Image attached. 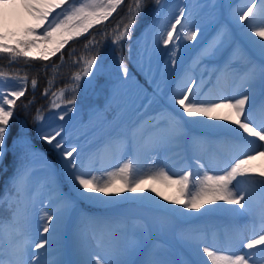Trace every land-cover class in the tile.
<instances>
[{"label": "snow or ice", "instance_id": "snow-or-ice-1", "mask_svg": "<svg viewBox=\"0 0 264 264\" xmlns=\"http://www.w3.org/2000/svg\"><path fill=\"white\" fill-rule=\"evenodd\" d=\"M149 5L156 6L152 22L137 35V27ZM9 7L25 9L35 22L20 32H9L5 30L7 13L0 11V53L13 61L38 59L44 62L45 71L51 64L55 73L57 66L50 57L59 56L63 61V50L82 37H88L85 46L95 40L93 47L97 51L86 61L83 75H75L77 86L72 98L63 105L64 111H59L62 106L56 102L64 92L52 91L54 80H47L41 96L48 101V111H55L58 121L64 123L45 130L44 109L37 107L33 116L35 137L27 124L20 122L16 136L11 143L8 140L17 102L27 92V77L21 78L25 83L19 88L0 91V164L10 152L14 158L6 193H14L17 205L24 204V231L18 232L20 239L15 244L4 245L0 240V264H250V261L256 264L253 257L257 250L264 254V214L260 217L259 232H254L246 242L241 241L247 249L244 254L225 255L190 233L199 231L191 222L201 215L212 212L252 215L257 191L264 204V168L258 169L252 163L264 157V0H242L235 7L226 6L221 0H184L174 21L167 24L162 19L166 7L162 0H128L127 4L125 0H0V10ZM234 27L239 29L240 40L234 35ZM93 29L105 39L96 40ZM109 31L112 36L107 35ZM207 33L211 34L165 95L167 70L178 65L180 42H195L198 36ZM109 41L120 54L117 57L120 75L101 85L108 90L107 98L103 106L89 110V120L81 127L86 131L101 129L109 138L122 142L127 150L124 162L114 166V170H101L84 163L87 145L74 137L72 120L79 112L77 95L94 87L104 71L101 50ZM161 47L168 56L162 69L156 63ZM36 52L38 57L34 56ZM73 54L70 49L69 55ZM129 63L134 71H130ZM195 68L200 71L199 82ZM217 73L229 74L238 81L239 94L212 101L203 99L200 89L205 75L210 79ZM37 83L36 79L31 80L33 91ZM257 93L261 96L259 104ZM133 94L135 99L143 98L139 107H135ZM159 100L168 108L147 115L155 137L148 142L141 131L144 120L126 117L129 111L144 117ZM34 104L33 96L21 107L28 111ZM257 112L261 113L260 118L256 117ZM100 113L104 119L96 122ZM185 124L202 127L217 141L232 145L234 155L222 174L203 172L198 187L190 179L194 175L191 170L175 178L163 169L153 175L138 176L141 157L155 164L159 153L178 146ZM169 126L174 131H169ZM37 140L50 146L57 162L38 147ZM196 165V175H200L204 165L199 159ZM150 181L175 185L177 195L169 197L154 186L145 188ZM82 203L98 211H84ZM124 205L134 207L125 209ZM136 210H142L144 215H133ZM17 215L18 209H13L10 222L4 223L0 218V235L13 231ZM37 224L39 242L32 245L28 237ZM252 227L255 229V222ZM69 228L75 257L71 260L66 258L64 246ZM169 234L199 260H178V249L165 239ZM50 255L55 257L51 261L41 258Z\"/></svg>", "mask_w": 264, "mask_h": 264}, {"label": "rangeland", "instance_id": "rangeland-1", "mask_svg": "<svg viewBox=\"0 0 264 264\" xmlns=\"http://www.w3.org/2000/svg\"><path fill=\"white\" fill-rule=\"evenodd\" d=\"M86 2V0H85ZM163 3L166 4V7L164 9L163 13V22L167 24L168 22L174 21L176 14L178 13L179 7H183L184 0H162ZM190 2V0H189ZM221 3L224 5H232L235 7L236 5L241 3V0H221ZM155 7L153 6L146 10L145 14H148V23L145 25V27L139 32V34L152 22L153 14L155 12ZM14 16H19L22 14L27 20L19 25L15 29H10V26H7L5 29L9 32H20L24 27L35 23L31 16L26 12L23 8H7ZM5 12V11H4ZM225 16L228 14V9H224ZM179 27V26H178ZM191 29H186V31ZM138 34V35H139ZM211 33L207 34H201L198 36L197 41H181V47L178 53V65L175 69H172L171 66L168 68V75L164 81V94H168V90L172 88L176 82V80L181 76L183 67L188 65L192 58L197 53L198 49L200 48V45L203 41L207 39V37ZM243 43V41H241ZM169 48L172 46L169 45ZM34 56H39V52L34 53ZM119 54L114 53L109 59H107V62L105 65H103L104 71L101 74L98 81L95 82V86L92 88H89L87 91L81 90L76 98L77 107L79 109V112L75 115L74 119L72 120V126H73V135L74 137H79L82 144L87 145V156L84 160V163L93 169H107V170H114V166H116L119 163L124 162L123 157L124 153L126 152L125 145L120 142L119 140L115 138H109L105 131L101 129L96 130H85L81 127L82 124H85L88 122L89 117L91 115L90 109H92L94 106H103V103L108 95L107 88H102L101 85L105 83L106 80H115L120 75V68L118 65V59L117 57ZM5 54L0 53V69L4 68L6 71H12L15 70L18 73H24L26 72L20 65V67H13V68H5V67H12L9 66V64H14L17 61H13L10 58L9 63L7 64L5 62L6 59ZM9 58V57H8ZM20 59V58H19ZM52 59V57H50ZM167 50L163 47L160 48L159 53L156 57V63L157 65L162 69L165 62L167 61ZM38 60V59H37ZM125 60L127 62V55L125 56ZM23 61V59H22ZM25 61V60H24ZM30 61V60H29ZM42 62V61H40ZM44 63V62H42ZM86 67V66H85ZM129 69L130 71H134L133 65L129 63ZM84 70V69H83ZM83 75V71L80 73ZM200 74L199 68H195L194 75ZM24 76L18 75V76H8L4 74H0V91L3 92H9L11 90H15L22 86L25 81L21 78ZM74 79V78H73ZM137 79L140 80L141 84H144V80L142 77L137 75ZM185 79H187V76H185ZM74 81V80H73ZM27 83V81H26ZM80 83H83L81 81ZM228 83V82H226ZM207 85V84H206ZM77 83L74 81L71 84L58 88L55 91H63L64 96L63 97H57L56 102L60 104L62 107L59 111H64L63 105L66 104L67 100L72 98L74 95V89L76 88ZM147 87V85H145ZM180 87H183V84L181 83ZM52 91L53 88L51 89ZM234 95H238L240 92V87L237 84L236 87L233 89ZM231 95V96H234ZM258 93L256 97V101L258 103L259 101ZM134 104L135 107H139L142 103V97L141 99H135V94H133ZM48 103V101H47ZM21 101L17 102V109L15 116L11 122L10 128L13 131L12 134L10 132L9 135V143H11L13 137L16 136L17 132L13 130V126L15 123V120L18 121V123L23 122L24 124H27L28 128L32 131L34 137H35V129L36 125L31 122L27 123L25 122L22 117L18 115L17 117V111L20 112L21 109ZM162 108H168V105L163 101L159 100L156 103H153L151 105V108L148 110V113L145 114L144 117H139L138 113L129 111L127 114L126 119L127 120H133V119H143V127L141 129L142 135L144 140L148 142H152L155 137L153 135V129L150 126V122L147 120L148 114H156L162 110ZM168 111H171L169 108ZM46 117L45 124L46 128L45 130H49V128L54 127L57 123L63 124V121H58V119L55 116V111L49 112L48 110L43 113ZM71 115V114H70ZM68 118L66 117V120ZM104 119L103 113H100L96 116V122H99ZM191 126V128H188L187 126ZM18 128V127H17ZM204 128L199 126H193L191 124H185L184 125V133H188L190 135V138L187 139L185 142L182 143V140H179L178 146H171L167 150L162 151L159 153V155L155 158L156 163L153 164L151 160L147 157H141V171L143 175H153L157 172L161 171L162 169L164 171H167L169 175H173L174 178L178 177L179 175H182L185 171L191 170L194 175L191 177V181L196 184L198 187V182L202 178L203 172H208V174H222L223 169L226 165L221 164V157L225 155V149L221 150L223 147L217 146L213 147L211 137L207 136L205 134ZM194 130V131H192ZM169 131H174V129L169 126ZM37 143L41 144L39 140H37ZM38 145V144H37ZM38 147L42 148L45 152L48 153L49 158L53 162H57V157H53L46 149H44L41 145H38ZM50 147V146H49ZM188 152L191 154V159L193 156H195V159H199L200 163L204 165V168L200 170V175H196V172L198 171L197 166L188 168L186 165L181 166L178 170L174 169L170 166V162H174L171 160L176 159L178 162H180V155ZM55 154V152H54ZM193 154V155H192ZM56 155V154H55ZM174 156L177 158H174ZM170 160V161H169ZM169 161V162H168ZM14 164V158L12 153L10 152L7 157L5 158L3 164H0V182L6 180V184L3 186V193L0 194V218L3 219L4 223H8L12 220V210L18 209V215L16 217L15 223L12 225L13 231L8 234L0 235V240L3 241L4 245H8L10 242L15 244L19 242L20 237L18 236V232L24 231V223H23V212H24V204L20 203L17 205L13 201V195L11 191L6 193V187L9 186L10 178L13 175V172L10 176L7 177L8 174H6L9 171V163ZM253 166L259 168H264V161L258 157L255 161L252 162ZM181 163H179L180 165ZM178 165V166H179ZM4 177V178H3ZM240 180H243V178H238ZM235 183V182H234ZM151 186L156 187L159 191L163 192L165 195L169 197H175L177 195V188L175 185L173 186H165L163 183L159 182H152L150 181L148 184H145V188H149ZM241 186H244L241 184ZM127 195V194H125ZM157 199H161L160 197H157ZM81 209L88 212H97L98 209L92 208L87 204L82 203L80 205ZM125 209L133 208L132 205H124ZM230 207H236V206H230ZM256 208L263 209L258 213V217L255 219L258 222L255 223L256 227L254 231H251L253 229V222L252 219L254 218V214L252 215H237L235 213H216L212 212L206 215L199 216L198 219L192 221V226L196 229H199V231H195L190 233V235H193L199 239H201L204 244L207 246H210L213 248V250L220 249L222 250L223 254L225 255H231V254H244L247 252V249L243 248V244L241 241L246 242L247 239H250L252 235L259 232V221L262 214H264V204H262L259 192L257 191L256 196L253 200V211L257 210ZM203 212V210H201ZM133 215L137 217H142L144 215L142 210H136L132 213ZM36 220L39 221V216L36 217ZM245 224L243 226V231L245 232L244 235L243 231L240 233V230L238 227H236L237 224ZM35 227H38V224L34 226L33 234L28 237L29 243L34 245L35 242H39V236L38 233L35 232ZM247 234V235H246ZM167 242L171 245H174L176 249H178V254L176 258L178 260H191V261H198L199 258L193 256V254L188 249L181 248L180 245L177 243V240L174 235L169 234L166 238ZM225 241V242H224ZM227 243L231 244V247H227ZM64 246L66 250V258L71 260L75 257L72 255V247H73V240L71 235V229L69 228L66 231L65 238H64ZM27 247V245H26ZM29 251H32L31 248L28 249ZM44 250H41L43 252ZM6 258V257H5ZM42 259L46 260H53L55 257L50 255L48 257H41ZM256 264H264V254L259 253L257 250V255L253 257ZM251 264V261H250Z\"/></svg>", "mask_w": 264, "mask_h": 264}, {"label": "trees", "instance_id": "trees-1", "mask_svg": "<svg viewBox=\"0 0 264 264\" xmlns=\"http://www.w3.org/2000/svg\"><path fill=\"white\" fill-rule=\"evenodd\" d=\"M125 3H128V0H125ZM155 5H149V8L153 7ZM148 8V9H149ZM147 10V9H146ZM148 14H145L144 17L141 20L140 25L137 27V33L138 34L142 28L148 23ZM115 22V18L113 21H111L108 25L109 29L112 28L113 23ZM93 33H95V39L96 40H104L105 36L100 35L99 31L97 29H93ZM108 36H112V32L109 31L107 33ZM114 39V36L112 37ZM88 37H82L79 41H76L74 43H71L68 45L63 51H64V60L61 61L59 59V56L52 57L50 61H54L56 67L55 73L52 70L51 64L49 65L47 71H45L44 63L40 62V60L33 59L30 61H22V59L17 58L16 63L9 64V66L12 67H5V68H13V67H20L23 68L26 72L18 73L15 70L8 71V69L5 71L4 68L0 69V72H9V74H22L29 78V82L27 84V92L24 97L21 98V103L27 104L29 100L33 98V96L36 99V104L32 105L28 111L23 110L21 107L20 112L17 111V117L18 115L22 117V119L27 122L31 123L33 122V116L35 115L36 108L37 107H43L44 111L48 109V103L47 99L41 96L42 90L47 86V80L53 79L54 80V87L53 90H57L58 88L67 86L74 82L73 78L77 73H81L83 69L86 66V61L90 60L93 56L96 55V48L93 47L95 44V40L91 43L85 46L84 41L87 40ZM70 49L74 50L73 55H69ZM126 47L124 49L125 54ZM114 53H117L116 48L112 45V43L106 42L103 45V48L101 50V57L104 61V64L107 62V59L111 57ZM10 61V58L6 57L5 62L8 64ZM36 79L37 80V87L35 91L32 89L31 80ZM19 123L17 120H15L13 130L17 132V127ZM11 130V134H12ZM52 154V152L50 151ZM14 164L9 163V171L6 174H9L13 170ZM4 178V177H3ZM3 180V179H2Z\"/></svg>", "mask_w": 264, "mask_h": 264}, {"label": "bare ground", "instance_id": "bare-ground-1", "mask_svg": "<svg viewBox=\"0 0 264 264\" xmlns=\"http://www.w3.org/2000/svg\"><path fill=\"white\" fill-rule=\"evenodd\" d=\"M242 2V0H241ZM246 2V0H245ZM0 11H5V13H7V16H8V26H10V29H15L17 28L19 25H21L22 23H24L27 19L22 15L20 14L18 17L17 16H14L11 14V12L7 9H2ZM227 17V16H226ZM234 35H236L237 39L240 40V34H239V29H236L234 27ZM198 82H199V79H200V74H195ZM205 83L202 87V89H200V91L202 92V98L205 99V100H208V101H212V100H217L219 99L220 97H224V96H231V95H234V87H236V85L238 84L239 85V82L234 80V78L229 75V74H214L210 79L207 77V75H205ZM228 82V83H226ZM207 84V85H206ZM258 97L259 98V101L257 104H259L260 100H261V96L259 95L258 93ZM224 113H227L228 110H223ZM256 117L257 118H260L261 117V113L257 112L256 113ZM194 126V125H193ZM188 128H191V126H187ZM205 131V134L209 137H211V141H212V146L213 147H223L221 148V150L225 149V155H223L221 157V164H224L226 165L228 163V161L232 158V156L234 155V152H233V148H232V145L228 142H220V141H217L216 137L212 136L206 129H203ZM194 131V130H192ZM190 138V135L188 133H184L183 134V137L182 139V143L185 142L187 139ZM217 149L220 150V148L217 147ZM193 155V154H192ZM174 158H177V156ZM260 159L262 160V162L264 161V157H260ZM180 162H178L176 159L174 160H171V161H174V162H170V166L173 167L174 169L178 170L181 166L183 165H186V167L188 168H191L193 167H196V160L195 159V156L192 157L191 159V154H189L188 152L184 153L183 154V157H182V154L180 155ZM179 163H181L179 165ZM179 165V166H178ZM137 175L140 176V175H143L141 169H139V171L137 172ZM257 210H254L253 211V214H254V218L252 219L251 222H258L257 220H255L257 217H258V213L260 211H262L263 209L261 208H256ZM245 226V224H237L236 227L239 226V230H240V233H242L243 231V226ZM253 231V229L251 230ZM245 232L243 231V234L244 235ZM247 235V234H246ZM225 242V241H224ZM227 247H231V244L227 243L226 244Z\"/></svg>", "mask_w": 264, "mask_h": 264}]
</instances>
